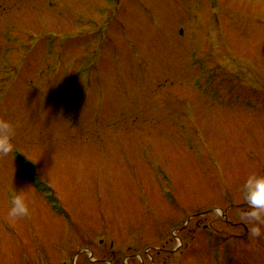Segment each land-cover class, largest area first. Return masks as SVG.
Wrapping results in <instances>:
<instances>
[{
    "label": "rangeland",
    "instance_id": "1",
    "mask_svg": "<svg viewBox=\"0 0 264 264\" xmlns=\"http://www.w3.org/2000/svg\"><path fill=\"white\" fill-rule=\"evenodd\" d=\"M0 118V264H264V0H0Z\"/></svg>",
    "mask_w": 264,
    "mask_h": 264
},
{
    "label": "clouds",
    "instance_id": "2",
    "mask_svg": "<svg viewBox=\"0 0 264 264\" xmlns=\"http://www.w3.org/2000/svg\"><path fill=\"white\" fill-rule=\"evenodd\" d=\"M16 127L7 119L0 118V155L12 153ZM247 207L240 210L242 221L250 226L253 237L264 236V175L251 174L247 177L242 190ZM8 215L13 219L30 215L24 190H14L10 198Z\"/></svg>",
    "mask_w": 264,
    "mask_h": 264
}]
</instances>
